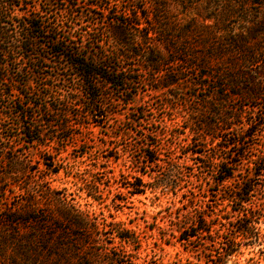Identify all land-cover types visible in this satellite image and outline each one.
<instances>
[{
    "label": "trees",
    "instance_id": "obj_1",
    "mask_svg": "<svg viewBox=\"0 0 264 264\" xmlns=\"http://www.w3.org/2000/svg\"><path fill=\"white\" fill-rule=\"evenodd\" d=\"M23 1L0 0V84L11 85L10 88L0 86V100L5 95L10 96L13 90L21 96L20 106L15 103L11 107L0 108V125L4 119L14 117V113L28 116L38 109L41 116L56 113L65 118V123L52 125L58 131L78 128L81 134L83 129L102 126L104 120L122 115L120 110H112L110 103L99 100L104 97L105 91L111 88L120 91L122 100L119 105L129 106L136 102V92L128 86L143 83L138 74L132 76L135 71H142L147 76L152 75L148 85L155 92L170 94L172 89L180 85L191 84L195 86L187 88L194 90L193 95L198 96L196 90L200 87L198 91H203V99L198 107L187 108L183 103L180 109L178 104L174 105L170 100L167 103L173 110L180 109L188 115L186 121L190 122L188 128L192 135L191 145L195 146L188 153L201 157L200 168L208 173L215 171L221 174V178L217 179L220 184L236 180V172L242 171L244 159H247L246 147L238 139L242 136L253 137L254 133H248L258 123L256 114L251 118L242 116V110L238 112L229 106V102L242 95L256 99L264 97V71L257 70L260 61H264V18L241 16L248 10L246 5L256 3L255 0H135L133 6L122 12L123 18H117V25L108 26L111 39L122 48V51L115 53L110 52L97 37H88L95 52L85 42L77 44L67 37L63 23L48 27V20H45L49 14L47 10L37 11L33 6V10H26L23 16L14 15L15 7L18 6L15 2ZM63 1L71 3L73 16L82 17L83 13L77 14L76 10L78 0ZM85 1L89 6L86 16H95V10L100 9L103 11V19H107L114 6L120 3L117 0H99L95 3L90 2L92 0ZM140 2L143 4L140 5ZM260 3L264 5V0ZM171 4L181 6L185 11L194 10L202 18V23L192 24L191 21L195 19L192 18L188 23L181 24L180 19L172 16ZM234 17L239 18V24L228 25ZM100 20L101 17H93L92 23L98 25ZM249 21L254 23L252 27H247ZM86 34L91 35L89 32ZM196 37L203 42L200 46L190 42ZM56 56L62 60L56 67V74L45 72L47 61ZM138 58H142L140 71L133 68V64H124ZM190 71L196 76L195 80L187 74ZM48 79L80 86L72 88L68 99L59 98V102H64L62 104L52 105L47 100L38 103L36 101H42V97L50 95L32 85L40 82L46 85ZM212 84H215L214 88L210 87ZM18 85L22 86L19 88ZM44 87L51 90L53 86ZM171 95L178 99L174 94ZM81 108H85L82 117L77 115L73 118L71 110ZM254 108L256 105H253ZM135 113L136 116L130 119L140 123L143 117L139 115H144L145 111L137 108ZM209 115L214 120H209ZM20 130L28 143L44 144L46 134L39 121L22 124ZM236 145L237 152L230 154L231 148ZM218 149L224 154L216 153ZM2 150L4 148L0 147V152ZM259 152L253 154L255 159L248 160L251 169L248 176L240 177L239 185L223 196L224 200L230 202L231 210L239 214L236 230L244 241L257 239L253 220L254 217L262 216L264 210V203L260 207L251 198L258 187L252 179L264 172V151L262 154ZM235 157H239V160H233ZM110 158L114 161L117 159L114 155ZM42 160L44 163L46 158L42 157ZM161 161L160 148L157 146L144 151L141 161L144 166L135 170L140 176H132V181L122 185L126 192H123L125 198L121 202L145 194L148 189L154 194L158 189L163 194L181 189V170L174 169V162L163 165ZM8 162L10 168L3 174L4 180L12 179V174L21 171L17 159ZM60 165L51 164L49 171L57 174ZM154 165L166 169L161 175L154 176L146 170ZM144 175H151L154 181L145 182L142 177ZM99 184L95 178L85 179L78 189L84 190V198L99 202L103 194ZM6 191L3 196L8 200L15 190L10 189L9 195ZM70 195L72 193L55 190L50 186L46 190L37 186L32 193L23 192L26 198L17 208L1 210L0 221L15 229H33L30 238L15 240L20 244L35 245L34 248L29 247V250L24 247L19 250L21 264H55L57 260L60 264H156V260L152 259L137 262L142 240L136 231L127 228L124 222L115 220L114 214L101 220L100 214L82 209L81 205L73 202L75 199L70 198ZM234 204H238L239 208H234ZM216 209L198 217L194 232L180 230L177 238L190 242L192 238L206 233L214 239L213 232L216 234L217 229L212 222L220 218ZM162 229L165 230L162 241L170 243L166 236L168 230ZM237 245L235 239H228L223 246L224 253L212 264H224L228 256L237 250ZM127 246L136 253L128 251Z\"/></svg>",
    "mask_w": 264,
    "mask_h": 264
},
{
    "label": "rangeland",
    "instance_id": "obj_2",
    "mask_svg": "<svg viewBox=\"0 0 264 264\" xmlns=\"http://www.w3.org/2000/svg\"><path fill=\"white\" fill-rule=\"evenodd\" d=\"M97 1L100 2L99 0L90 2L95 3ZM117 1L120 2L119 5L114 6L107 19H103L104 17L101 16L103 11L100 9L95 10L94 13H97L94 14L95 16H91V14L90 17L86 16L89 12V6L85 0L76 1L78 3L77 14L83 13L82 17L81 15L73 16L71 3L67 4L63 0L15 2L18 6L15 7L13 14L23 16L26 14V10L31 12L33 6L36 7L37 11L47 10L49 14L45 20H48V27L63 23L65 34L77 44L85 42L86 46L95 52L88 37H97L102 40L110 52L115 53L122 51V48L116 46L111 39L107 31L108 26L117 25V18H123L122 12L135 4V0ZM262 1L255 0L256 3L247 4L248 10L243 12L241 16H254L263 19L264 5L260 3ZM49 4H51L50 7ZM139 4L142 5L143 2ZM171 6L173 7L172 16L180 19L181 24L188 23L192 18H195L192 20L193 22L191 21L192 24L202 23V18L197 16L194 10L185 11L181 6L175 4H171ZM93 17H101L98 25L92 23L94 22ZM239 22V18L234 17L228 25L239 24ZM253 25L252 21L247 23V27ZM87 32L91 35L86 34ZM261 37L262 35L259 36V38ZM190 42L197 46L203 43L198 37ZM197 49L203 50L202 47H197ZM60 62L62 60L59 56L51 57L46 63L48 68L45 72L55 75L56 67L58 64L60 65ZM141 63L142 58L124 62L125 65L133 64V68L136 70L141 68ZM257 70L264 71V61H260ZM137 74L143 83L128 86L136 92V102L129 106L119 105L122 100L121 92L112 88L105 91L104 97L99 98V100L110 103V108L120 110L122 115L112 116L108 121L104 120L102 126L91 127L90 130L83 129L81 134L78 128L73 131L67 129L58 131L52 125L57 126L65 123V118L56 113L41 116L36 108L35 111H32L33 115L18 116L14 113V117L4 119L0 125V147L4 148L0 152V217L3 208L14 209L23 202L26 198L23 196L24 191L32 193L37 186L41 190H46L50 186L55 190H63L68 194L72 193L70 198L75 199L73 200L74 203L81 205L82 209L100 214L101 220L108 218L109 214H114L115 220L124 222L127 228L136 231L142 240L141 248L138 251V263L152 259L156 260V264H212V261L224 253L223 246L227 240L235 239L238 243L237 250L228 256L224 264H264V210L262 216L254 217L253 220L257 239L244 241L236 230L239 214L231 210L228 200L223 199L226 192L229 193L231 189H235L239 185L240 177L248 176L251 171L248 160L256 158L253 154L257 153L258 150H260L259 154L264 151V97L263 99H256L242 95L230 100L229 106L238 112L242 110V116L251 118L256 114L258 124L254 125L248 133L249 135L254 133L253 137L242 136L238 139L240 144L244 143L246 147L247 159H244L242 171L236 172V180L220 184L217 179L221 178V174L218 175L215 171L205 172L206 170L200 168L201 157L198 154L188 153L189 150L195 149V146L191 145L192 135L188 128L190 122L186 121L188 115L181 112L180 109L183 103L186 107L194 108L202 103L203 91H198L200 87H196V91L199 92L198 96L193 95L194 90L187 88V86H195L191 84L180 85L179 88L172 89L170 94L155 92L148 85L152 75L147 76L142 71H135L132 76ZM187 74L195 80L196 76L192 75L191 71ZM36 80L38 81V79ZM45 82L46 85L41 82L32 85L36 86L42 93H49L48 95H50V97H42V101H36L38 103L47 100L52 105L62 104L64 102H59V98L68 99L71 96L72 88L75 89L80 86L79 84L53 79H48ZM0 86L10 88L11 85L2 83ZM18 86L20 88L22 85ZM44 86L53 87L51 90H47ZM210 87L214 88L215 84ZM171 94L177 96L178 99L173 98ZM169 100L174 105L178 104L180 109L173 110L170 108L167 103ZM15 103L18 106L21 105V96L16 90H13L10 96L5 95L1 98L0 108H8ZM253 105H256V108L253 109ZM137 108L145 111L144 115H139L143 117L140 123L130 119L136 116L135 110ZM71 111L73 118L77 115L82 117L85 108L74 111L72 109ZM208 119L214 120L210 115ZM36 120L44 127L46 134L44 144L39 142L28 143L26 141L28 139L20 130L22 124L26 125ZM71 133L73 134L72 137ZM146 134L148 137H145ZM154 146L160 148L161 164L166 165L167 162H174V169L181 170L179 181L181 189L176 191V194L172 191L163 194L161 189H158L154 194L151 189H148L145 194L135 195L121 202V199L125 198L123 192H126L122 185L132 181V176H140L135 170L139 166H144V163L141 162L144 151H150ZM237 150L238 146H233L230 154L237 152ZM216 153L224 154L220 149ZM111 155L116 156L117 159L112 160ZM42 157L46 158L44 163ZM13 158L20 162L21 171L12 174V179L4 180L3 174L10 168L8 161ZM233 160H239V157H235ZM51 164L57 166L61 164V169L57 174L49 171ZM165 169L164 166L154 165L146 170L157 176L161 175ZM150 176L144 175L142 177L145 182H153L154 178ZM93 178L100 182L99 186L103 193L99 202H94L91 198H84V190L78 189L83 180H93ZM252 181L258 187L251 198L262 207L261 203H264V172L260 176H255ZM12 188L15 191L7 200L3 196V192L7 190L6 194L9 195V190ZM182 194L185 195L182 196ZM234 208H239V205L234 204ZM215 209L220 214V218L212 222L217 229L216 234L213 232L214 239L206 233L200 234L198 238H192L190 242L177 238L180 230L194 232L196 229L194 224L198 217L204 213L209 214ZM162 228L168 230L166 236L170 243L162 241L161 237L165 231ZM30 236H33V229H15L7 225L6 222L0 221V264H21L19 250L21 251L23 247L29 250V247L34 248L35 245L20 244L15 240H26ZM210 240L215 241L210 242ZM126 249L136 253L135 250H130L129 246ZM55 264H60V261H55Z\"/></svg>",
    "mask_w": 264,
    "mask_h": 264
}]
</instances>
